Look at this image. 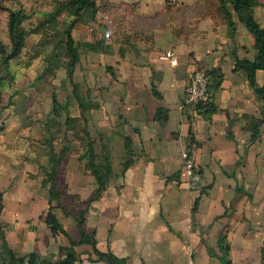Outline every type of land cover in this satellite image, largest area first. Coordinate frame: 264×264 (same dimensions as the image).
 I'll return each instance as SVG.
<instances>
[{"label":"crops","instance_id":"crops-1","mask_svg":"<svg viewBox=\"0 0 264 264\" xmlns=\"http://www.w3.org/2000/svg\"><path fill=\"white\" fill-rule=\"evenodd\" d=\"M94 1L95 19L88 13L73 30L81 57L58 100L72 118L82 117L78 98L87 105L95 152L102 153V136L115 176L90 202L98 184L72 142L59 177L68 197L83 203L84 229L98 252L87 243L72 246L81 240L77 213L67 206L66 214L52 199L51 185H43L41 168H52L57 143L36 141L42 121L25 124L22 141L0 134V249L16 260L34 256L36 264L64 261L69 249L74 264H224V240L231 264H264V124L252 141L255 120L264 118V98L236 70L238 61L256 59L253 35L236 16L230 35L219 0ZM258 2L254 16L264 28V0ZM198 70L210 81L222 77L212 91V113L188 103ZM256 80L264 87V70ZM123 136L133 142L135 156L121 175ZM187 149L202 173L198 190L189 188L183 170ZM51 210L65 233L54 234L47 224Z\"/></svg>","mask_w":264,"mask_h":264},{"label":"trees","instance_id":"trees-1","mask_svg":"<svg viewBox=\"0 0 264 264\" xmlns=\"http://www.w3.org/2000/svg\"><path fill=\"white\" fill-rule=\"evenodd\" d=\"M220 12L224 15L225 20L228 24L230 35L235 36L236 32V21L234 16L238 18V21L245 25L248 31L253 35L255 39V49L257 50L256 59L253 62L248 60H241L237 62L236 70L244 71L247 76L251 87L255 90L256 94L260 98H264V87H260L257 84L256 74L260 70H264V28L261 27L259 22L255 19L254 8L259 4L258 0H219ZM173 5V4H169ZM84 12H89L93 18L97 16L98 7L94 0H66L65 3L59 5L55 10L49 14V21H56L62 17L64 13H68L73 16V19L68 23L67 30L65 31V53L69 58V70L68 73L70 76L74 74V67L79 62L81 57V45L77 44L72 36L74 28L81 23V18ZM30 19V15L26 10L21 7L19 9L9 8L8 17H7V31L9 37V43H4L0 39V66L4 67L5 70H9L12 62L20 57L22 54L25 45H26V36L29 33V30L26 28V22ZM55 68V67H54ZM3 78H0V89L3 85ZM211 91H216L220 88L222 83V77L218 76L215 80L210 81ZM79 106L82 110V117L72 118L69 115L68 107L62 106L58 101L56 95L53 96V110L52 113L55 119L60 118L62 112L67 114L66 125L67 128L76 126L78 124L81 128H76V137L81 140V149H80V160L84 163L86 171H88L92 176L95 177L98 189L95 191L93 196L90 199V202L98 200L103 195L106 190L109 182L114 178L115 171L113 167V158L110 151V147L104 142V138L101 136L102 140V155L98 156L95 152V140L88 132L87 129V119L84 115L87 105L83 103L81 98H78ZM94 107V106H91ZM198 109L206 108L207 113H212L214 110L209 107V104L205 107L196 106ZM160 114V111H159ZM255 120V119H254ZM264 124V118L262 120H255L252 132L253 137L252 141H256L260 134V127ZM52 125V122L49 124ZM82 132V136L80 135ZM52 138V136H51ZM123 148L124 154L120 159L119 169L120 174L124 175L125 172L133 165L135 148L133 142L128 138L123 136ZM70 152L69 146H64L60 152H53L51 157L50 165L51 167L41 168L43 174V185H51L52 187V199L57 202V206L61 208L66 214V204L68 195L66 189L59 188L58 182L61 180L60 167L63 164V161L67 154ZM75 200L78 202V212L77 216H74L77 221V225L81 232V240L79 242L72 241V246H77L80 244H91L95 252H98L96 248V241L93 236H90L86 233L84 229L85 224V214L86 210L83 209V203L79 197L75 196ZM77 206V205H76ZM3 211V193L0 191V215ZM46 222L51 227L54 234L57 232L65 233L61 228L60 224L57 221L55 213L51 210L46 216ZM221 249L224 253V264H231L227 260L228 248L225 247L223 240ZM68 258L64 261H61L57 264H74V255L72 254L73 249L68 250ZM103 256V255H102ZM111 262H116L117 259L112 255L108 256ZM3 260L9 261V264H25V260H16L15 257L11 254V251L7 248L0 249V264H3ZM28 262L30 264H36V258L31 257ZM5 264V263H4Z\"/></svg>","mask_w":264,"mask_h":264},{"label":"rangeland","instance_id":"rangeland-1","mask_svg":"<svg viewBox=\"0 0 264 264\" xmlns=\"http://www.w3.org/2000/svg\"><path fill=\"white\" fill-rule=\"evenodd\" d=\"M65 2L66 0H0V39L4 43H9L8 9L23 7L30 15V19L25 24L29 33L22 54L12 62L9 70L0 66V78L4 79L0 89V134L10 135L17 141H22L29 132L24 130L25 124L31 126L42 121L46 124L36 141L50 144L47 141L53 139L52 142H56L57 146L52 150V154L60 152L64 146H71L72 142H77L79 145L77 151L80 152L82 143L75 133V127L78 129L81 127L77 124L70 129L67 128L65 124L67 114L62 112L60 118L55 119L51 110L52 96L56 95L57 98L58 94L62 96L67 89L65 87L71 85L73 80V76L68 73L69 58L64 49V34L73 16L64 13L60 19L52 22L47 17V14ZM88 13L82 16L81 23L87 19ZM34 106L40 107V111L34 113L30 109ZM51 122L53 126L49 125ZM80 135L82 136V132ZM60 137L64 139V143L58 141ZM29 138L28 134V141ZM0 152L3 153V150ZM58 187L66 189L62 179L58 182ZM70 199L72 202L66 206L78 212L81 206L78 208V202L74 197L70 196Z\"/></svg>","mask_w":264,"mask_h":264},{"label":"built area","instance_id":"built-area-1","mask_svg":"<svg viewBox=\"0 0 264 264\" xmlns=\"http://www.w3.org/2000/svg\"><path fill=\"white\" fill-rule=\"evenodd\" d=\"M169 4H175L177 0H167ZM109 38L110 34H106ZM210 77L207 72L198 70L196 71L188 85L187 96L188 103L193 106H205L212 100V91L210 89ZM183 170L185 171L188 179V185L191 190H198L202 183V173L196 165L194 151L187 149L182 154ZM26 264H30L28 261Z\"/></svg>","mask_w":264,"mask_h":264}]
</instances>
